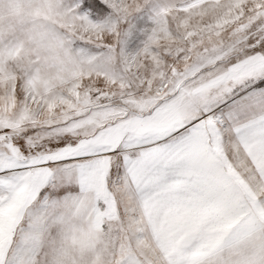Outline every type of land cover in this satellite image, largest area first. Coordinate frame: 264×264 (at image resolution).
Returning a JSON list of instances; mask_svg holds the SVG:
<instances>
[{
  "label": "snow or ice",
  "instance_id": "snow-or-ice-1",
  "mask_svg": "<svg viewBox=\"0 0 264 264\" xmlns=\"http://www.w3.org/2000/svg\"><path fill=\"white\" fill-rule=\"evenodd\" d=\"M0 264H264V0H0Z\"/></svg>",
  "mask_w": 264,
  "mask_h": 264
}]
</instances>
